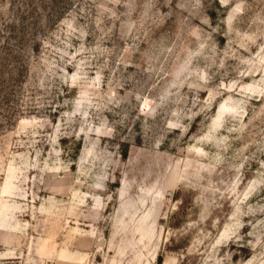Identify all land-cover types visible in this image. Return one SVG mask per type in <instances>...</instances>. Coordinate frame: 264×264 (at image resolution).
Returning a JSON list of instances; mask_svg holds the SVG:
<instances>
[{
    "label": "rangeland",
    "instance_id": "rangeland-1",
    "mask_svg": "<svg viewBox=\"0 0 264 264\" xmlns=\"http://www.w3.org/2000/svg\"><path fill=\"white\" fill-rule=\"evenodd\" d=\"M0 264H264V0H0Z\"/></svg>",
    "mask_w": 264,
    "mask_h": 264
},
{
    "label": "trees",
    "instance_id": "trees-1",
    "mask_svg": "<svg viewBox=\"0 0 264 264\" xmlns=\"http://www.w3.org/2000/svg\"><path fill=\"white\" fill-rule=\"evenodd\" d=\"M159 260H160V257H159Z\"/></svg>",
    "mask_w": 264,
    "mask_h": 264
}]
</instances>
